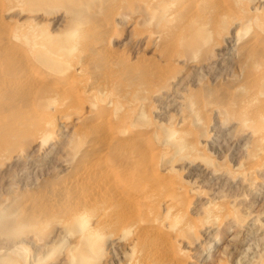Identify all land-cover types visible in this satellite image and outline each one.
<instances>
[{
	"label": "rangeland",
	"instance_id": "374dc122",
	"mask_svg": "<svg viewBox=\"0 0 264 264\" xmlns=\"http://www.w3.org/2000/svg\"><path fill=\"white\" fill-rule=\"evenodd\" d=\"M189 1L0 0V264L262 262L264 0Z\"/></svg>",
	"mask_w": 264,
	"mask_h": 264
},
{
	"label": "bare ground",
	"instance_id": "6f19581e",
	"mask_svg": "<svg viewBox=\"0 0 264 264\" xmlns=\"http://www.w3.org/2000/svg\"><path fill=\"white\" fill-rule=\"evenodd\" d=\"M153 1H154V0H153ZM177 1H180V0H177ZM183 1H184V0H183ZM180 3H181V2H180ZM187 4L190 5V7H191V5H192L191 0H190L189 2H187L186 4H184V6L187 5ZM184 6H183V7H184ZM199 7H200V6H199ZM187 8H188V7H187ZM208 9H210V8H208ZM211 10H212V9H211ZM203 11H205V10H203ZM206 11H207V10H206ZM209 13H212V12H211V11H208V12H206V14H204V16H205V17H208ZM202 18H203V17H202ZM206 19H207V18H206ZM205 21H206V20H205ZM259 25H260V24H259ZM261 25H262V24H261ZM258 27H259V26H258ZM262 29H263V28H261V30H262ZM253 30L255 31V29H253ZM253 30H252V31H253ZM254 31H253V32H254ZM253 32H252V33H253ZM262 32H263V31H262ZM252 33H251V34H252ZM257 33H258V32H257ZM150 34H152V33H150ZM255 34H256V33H255ZM257 36H258V37L256 38L254 44H255V45H256V44H258V45H264V36H262V35L260 34V32H259V34H258ZM256 46H257V45H256ZM259 54H261V53H259ZM256 56H257V55H256ZM259 56H260L261 58L259 57L260 59H259L258 63L255 64V66L253 67V68H254L253 71H252V70H250V71L253 72V73L251 72V73H252L251 75H252L253 77H256V78H257V77L264 78V51H263V53H262L261 55H259ZM257 58H258V57H257ZM262 66H263V67H262ZM37 73H38V72H37ZM249 73H250V72H249ZM42 74H44V73H42ZM40 76H42V75H40V74L38 73V76H36V77L41 78ZM42 78H43V77H42ZM35 80H36V79H35ZM72 86H73V85H72ZM75 87H76V86H75ZM75 87H74V88H75ZM72 88H73V87H72ZM72 88H71L70 85L67 86V89H70V90H71ZM76 89H78V88H76ZM73 90H74V89H73ZM74 91H75V90H74ZM79 92H80V91H79ZM71 93H72V91H71ZM76 93H77V92H76ZM75 95H76V94H75ZM115 104H117V103H115ZM113 105H114V103H113ZM114 106H115V105H114ZM128 108H129V107H128ZM130 110L132 111L133 108H130L129 111H130ZM129 111L127 110V113H129ZM131 111H130V112H131ZM135 111H136V110H135ZM133 112H134V111H133ZM111 114H112V112H111ZM132 114H133V113L131 112V115H132ZM131 115L129 114L128 117L131 116ZM131 118H133V116H132ZM122 121H123V120H122ZM148 121H149V120H148ZM149 122H150V121H149ZM149 122H148V123L145 122V124L149 125V124L151 123V122H150V123H149ZM119 123H120V122H119ZM119 123H118V124H119ZM152 123H153V122H152ZM143 124H144V123H143ZM134 125H136V124L134 123ZM134 125H133V124H129V125L126 124L127 127H126L125 129H126V131H128L127 134H129V132H130V133H133L132 135H134V133L137 134L139 141H140V142H143L142 144H144V142L146 143L144 146H146L145 148H148L147 150H149V151H150L151 149L154 150L153 147H152L153 145L151 146V145L149 144V140H150V139L148 140V135H149V133H148V135H147V134H146L147 131L144 132V130H139V129L136 128ZM123 126H124V125H123ZM116 127H117V126H116ZM120 127H121V126H120ZM147 127H149V126H147ZM117 128H118V127H117ZM139 128H141V127H139ZM125 129H124V131H125ZM124 131H123V132H124ZM181 131H182V130H181ZM183 131H184V129H183ZM184 132H188V130H185ZM184 132H183V134H184ZM125 133H126V132H125ZM203 133H204V132H203ZM187 135H188V134H187ZM203 135H204V134H203ZM150 136H151V135H150ZM263 139H264V134L261 136V139H260V140H263ZM147 140H148V142H147ZM135 141H137V140H135ZM150 142H151V140H150ZM176 142H177V141H176ZM136 143H137V142H136ZM142 144H141V145H142ZM168 145H169V144H168ZM192 145H193V144H192ZM152 150H151V151H152ZM166 150H167V149H166ZM185 151H186V150H185ZM153 153H154V151H153ZM164 154H165V152H164ZM256 168H257V167H256ZM157 169H158V168H157ZM107 172L110 173V174L115 173V169H112L111 167H110V168H107ZM116 173H117V172H116ZM167 173H168V172H167ZM167 173H166V174H167ZM251 173L253 174V172H251ZM246 174H247V173H246ZM249 174H250V173H249ZM252 174H251V175H252ZM167 175H168V174H167ZM251 175H247V176L249 177V176H251ZM170 176H171V175H170ZM253 176H254V174H253ZM253 176H252V177H253ZM169 178H170V177H169ZM255 179H256V177H255ZM171 180H172V179H171ZM171 180H170V181H171ZM174 180H175V179H173L172 181H174ZM147 182H148V181H147ZM174 182H178V181H174ZM106 183H107V182H106ZM157 183H158V182H156L155 180L150 179L149 182H148L147 184H148L149 186H154V185H156ZM168 183H169V182H168ZM179 183H180V182H179ZM102 184L104 185V184H105V181L102 182ZM180 184H181V183H180ZM148 185H147V186H148ZM158 185H159V183H158ZM170 185L172 186V188L176 187V188H174V189H177V190H179V188H180V186H179L178 184L172 182V183L169 184V187H168L169 189L171 188ZM100 186H101V185H100ZM147 186H146V187H147ZM156 186H157V185H156ZM159 186H160V185H159ZM164 186H165V188H164ZM166 186H168V185H166V184H165V185H162V186H160V188L163 187V188L166 190ZM181 187H183V185H182ZM160 188H159V189H160ZM183 189H184V188H183ZM161 190H162V189H161ZM187 191H188V190H187ZM145 192H146V191H145ZM145 192H144V193H145ZM145 194H146V193H145ZM151 194H152V193H151ZM151 194L148 193V196H147V197L150 198V199H151V197L153 198V194H152V195H151ZM149 195H151V197H150ZM176 195H177V194H176ZM176 195L174 194V197H175L176 202L180 201V203L183 204V202H184V197L181 196V194H178L177 196H176ZM179 195H180V196H179ZM155 196H156V195H155ZM184 196H185V195H184ZM141 197L143 198L144 196L142 195ZM145 197H146V196H145ZM155 198H156V197H155ZM155 198L152 199V200H155ZM143 199H144V198H143ZM152 200H151V201H152ZM185 200H186V202L188 203V200H189V199H188V198H185ZM181 201H182V202H181ZM190 201H191V200H190ZM190 201H189V202H190ZM174 202H175V201H174ZM176 202H175V205L177 204ZM171 203H172V202H171ZM184 204H185V202H184ZM177 205H178V204H177ZM218 208H220V210H221V208L223 209V206L219 205ZM224 208H225V207H224ZM145 209H146V208H145ZM177 209H178V207H177ZM136 210H137V209H136ZM150 210H151L150 208H149V210L147 209V210H146L147 213H148V211L150 212ZM174 210H176V209H174ZM179 210H181V209H179ZM179 210H178V211H179ZM182 210H183V209H182ZM151 212H152V211H151ZM151 212H150V213H151ZM175 212H176V211H175ZM180 212L182 213V215H185V211H180ZM180 212H178V213L180 214ZM177 215H178V214H177ZM152 236H153V238H155V240H156V238H157L158 240H159V239H160V240L162 239V241H164L165 238H167L166 235H165V237L163 236V232H162V234H161V232H160V233L154 232V233H152ZM171 237H172V236H171ZM196 237H198V235H196ZM194 238H195V237H194ZM163 239H164V240H163ZM173 239H174V238H173ZM173 239H171V240H173ZM196 239H197V238H196ZM155 240H154V241H155ZM166 241H168V240H166ZM155 242H156V241H155ZM154 244H155V243H154ZM155 245H156V244H155ZM211 246H212V245H211ZM154 247H155V246H154ZM156 247H157V246H156ZM158 248H159V247H158ZM210 248H211V247H210ZM165 249H166V248H165ZM165 249H164V250H161V249L159 250V249H157V251L160 252L161 254H165L166 252H167L166 254H168L169 251H166V250H168V247H167L166 250H165ZM154 250L156 251V249H154ZM170 250H171V249H170ZM157 251H156V252H157ZM171 251H172V250H171ZM156 252H155V253H156ZM160 253H159V255H161ZM169 253H170V252H169ZM162 256H163V255H162ZM166 256H168V255H166ZM164 257H165V256H164ZM81 258H82V260H86V258H87V257H86V254L83 253V254L81 255ZM14 263L17 264L16 261H15ZM14 263L12 262V264H14ZM18 264H19V263H18ZM34 264H35V263H34ZM260 264H264V259L262 260V262L260 261Z\"/></svg>",
	"mask_w": 264,
	"mask_h": 264
}]
</instances>
